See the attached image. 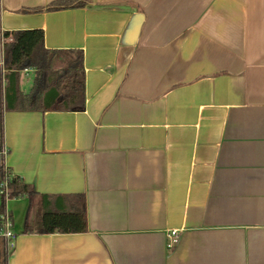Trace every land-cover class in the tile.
Listing matches in <instances>:
<instances>
[{"label":"crops","instance_id":"1","mask_svg":"<svg viewBox=\"0 0 264 264\" xmlns=\"http://www.w3.org/2000/svg\"><path fill=\"white\" fill-rule=\"evenodd\" d=\"M55 1L0 0L2 79V33L42 30L82 52L85 98L4 110V167L34 193L6 201L7 264H264V0L28 11ZM80 197L84 232L25 231Z\"/></svg>","mask_w":264,"mask_h":264},{"label":"trees","instance_id":"2","mask_svg":"<svg viewBox=\"0 0 264 264\" xmlns=\"http://www.w3.org/2000/svg\"><path fill=\"white\" fill-rule=\"evenodd\" d=\"M90 0H57L46 8L30 12L58 11L86 6ZM81 51H60L44 48L43 31L27 30L2 33V72L0 71V137L3 136L4 110L28 111H82L84 109V69ZM33 70L34 79L30 91L22 95L17 90L19 72ZM12 91V100L7 94ZM2 100L5 108H2ZM2 174V167H0ZM8 199L32 196L34 193L21 178L10 174L7 184ZM79 197V196H78ZM0 216L5 212V196L0 195ZM72 212H50L41 215L34 229L25 231L40 234L81 233L86 229L85 205ZM11 221V214H9ZM12 222V221H11ZM1 226V224H0ZM8 248L0 236V264H7Z\"/></svg>","mask_w":264,"mask_h":264},{"label":"built area","instance_id":"3","mask_svg":"<svg viewBox=\"0 0 264 264\" xmlns=\"http://www.w3.org/2000/svg\"><path fill=\"white\" fill-rule=\"evenodd\" d=\"M8 150L4 147L0 148V167H2V178L0 181V195L4 194L5 201L9 200L7 196V184L10 178V173L4 167L3 160L4 157L7 155ZM0 236L5 240L7 244V248L12 246V242L14 240V233L12 232V222L9 218V212L6 210V203H5V212L3 215L0 216ZM169 242L167 244L168 248L173 247L178 240V233L176 231L170 232L168 235Z\"/></svg>","mask_w":264,"mask_h":264},{"label":"rangeland","instance_id":"4","mask_svg":"<svg viewBox=\"0 0 264 264\" xmlns=\"http://www.w3.org/2000/svg\"><path fill=\"white\" fill-rule=\"evenodd\" d=\"M33 80V73L30 74H23L21 75V84H20V89L24 92H27L29 89V85H31Z\"/></svg>","mask_w":264,"mask_h":264}]
</instances>
